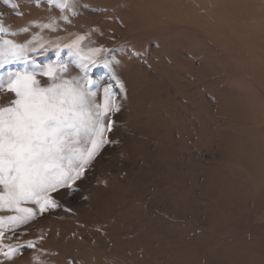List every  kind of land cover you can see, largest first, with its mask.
<instances>
[{"label":"rangeland","instance_id":"1","mask_svg":"<svg viewBox=\"0 0 264 264\" xmlns=\"http://www.w3.org/2000/svg\"><path fill=\"white\" fill-rule=\"evenodd\" d=\"M0 25L29 49L0 79L82 76L67 45L84 37L124 85L90 69L98 101L113 86L115 143L49 194L55 209L21 205L36 215L16 236L0 211L5 250L34 246L2 264H264V0H0Z\"/></svg>","mask_w":264,"mask_h":264},{"label":"snow or ice","instance_id":"2","mask_svg":"<svg viewBox=\"0 0 264 264\" xmlns=\"http://www.w3.org/2000/svg\"><path fill=\"white\" fill-rule=\"evenodd\" d=\"M49 2L61 10L69 6V0ZM6 31L0 25V33ZM83 40L78 37L67 45L70 54L79 58L82 76L66 77L67 64H49L39 73L48 78L44 83L37 79L36 72L26 69L8 72L5 79H0V94H11L0 103V211L17 213L7 217L13 236L17 227L36 215L32 208L21 205H36L40 213L55 209L59 205L49 194L80 179L100 149L106 143H115L106 138L113 127L110 114L120 110L113 86L103 87L101 103L95 90L100 85L88 73L93 67H103L113 74L122 92L124 85L109 60L98 63L95 59L102 50L85 52ZM28 51L26 45L4 40L0 43V69L26 60ZM0 100H4L2 95ZM4 223L0 218V255L11 260L23 248L34 247L32 243L8 245L5 250Z\"/></svg>","mask_w":264,"mask_h":264}]
</instances>
